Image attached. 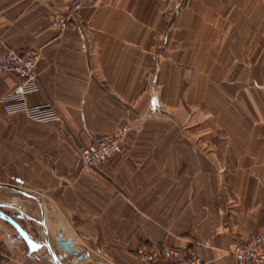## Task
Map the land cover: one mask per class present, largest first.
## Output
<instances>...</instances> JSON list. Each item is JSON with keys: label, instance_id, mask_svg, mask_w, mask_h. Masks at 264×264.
I'll return each instance as SVG.
<instances>
[{"label": "crops", "instance_id": "1", "mask_svg": "<svg viewBox=\"0 0 264 264\" xmlns=\"http://www.w3.org/2000/svg\"><path fill=\"white\" fill-rule=\"evenodd\" d=\"M74 1L0 0V52L41 55L28 101L61 118L0 104V185L36 197L2 188L0 259L54 264L61 233L112 264H173L145 246L234 264L264 213V0ZM16 83L0 77V100ZM124 126L123 152L85 168L80 151Z\"/></svg>", "mask_w": 264, "mask_h": 264}, {"label": "built area", "instance_id": "2", "mask_svg": "<svg viewBox=\"0 0 264 264\" xmlns=\"http://www.w3.org/2000/svg\"><path fill=\"white\" fill-rule=\"evenodd\" d=\"M91 1L75 0L74 10ZM52 24L56 30L64 31L72 26L71 15L53 14ZM40 60L41 55L37 52L23 54L11 49L0 52V77L11 74L17 81L15 87L1 98L0 104L9 116L24 115L31 121L45 124L59 122L61 118L51 103L30 105L28 101L30 96L41 90L37 72ZM128 132L129 128L124 126L111 135L89 143L80 151L82 165L94 169L121 154ZM228 254L234 264H264V213L258 230L247 239L234 240ZM142 255L148 262L168 259L173 264H201L196 255L185 254L176 248L145 246ZM0 264L13 263L9 259H0Z\"/></svg>", "mask_w": 264, "mask_h": 264}, {"label": "water", "instance_id": "3", "mask_svg": "<svg viewBox=\"0 0 264 264\" xmlns=\"http://www.w3.org/2000/svg\"><path fill=\"white\" fill-rule=\"evenodd\" d=\"M0 188H8L11 189L13 191H16L22 195H26L30 198L36 199V197L26 191H22L18 186H14V185H0ZM42 226H43V230L44 232L47 234V229L45 226V221L43 218L42 221ZM58 241L57 244L60 248H62L63 250H65L66 253L62 254V255H56V253L53 251V248L51 247L50 243H49V239H46V243H47V248H48V253L51 257V260L54 264H61L62 261L67 257V253L70 255H74L77 257V262L86 259L88 257L87 254H80V251L77 249H73L74 248V244L73 242L68 239L67 241L63 238V236L61 235V233L58 234ZM77 262H75L74 264H77Z\"/></svg>", "mask_w": 264, "mask_h": 264}, {"label": "rangeland", "instance_id": "4", "mask_svg": "<svg viewBox=\"0 0 264 264\" xmlns=\"http://www.w3.org/2000/svg\"><path fill=\"white\" fill-rule=\"evenodd\" d=\"M13 185L18 186V185L16 184V182L13 183ZM2 191H4V189L0 188V193H1ZM5 207H7V206L5 205V203L3 204V203L1 202V200H0V211H1V212L4 211V208H5ZM1 212H0V213H1ZM56 237H57V241H58V238H59L58 235H57ZM57 241H56V244H55V245H56V247H55V248H56V251H57V252H59V251L61 252L60 254L55 252L56 255L58 256V255H62V254H64V253H66V252H65V250H63L62 248H60V247L58 246ZM73 249H77V250H79V251H80V254H87L88 257H87L86 259H83V260L77 262V257H76V256H74V255H70V254L67 253V257L62 261L61 264H74L75 262H77V264H112L111 262H108V261H106L105 259H103V258H101V257H98L97 255H92V257H90V253H89V251L82 249L80 246L76 245V243H75Z\"/></svg>", "mask_w": 264, "mask_h": 264}, {"label": "bare ground", "instance_id": "5", "mask_svg": "<svg viewBox=\"0 0 264 264\" xmlns=\"http://www.w3.org/2000/svg\"><path fill=\"white\" fill-rule=\"evenodd\" d=\"M78 243V242H77Z\"/></svg>", "mask_w": 264, "mask_h": 264}]
</instances>
